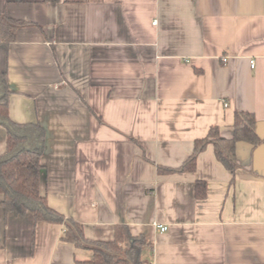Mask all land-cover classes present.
I'll return each instance as SVG.
<instances>
[{"label": "crops", "instance_id": "obj_1", "mask_svg": "<svg viewBox=\"0 0 264 264\" xmlns=\"http://www.w3.org/2000/svg\"><path fill=\"white\" fill-rule=\"evenodd\" d=\"M0 13L29 24L9 48L8 114L46 131L52 209L92 241L119 224L145 235L144 264H264V145L237 143L234 175L211 145L193 173L156 170L212 126L231 138L235 111L264 138V0H0ZM6 139L0 126V156ZM62 231L0 208V264H92Z\"/></svg>", "mask_w": 264, "mask_h": 264}, {"label": "trees", "instance_id": "obj_2", "mask_svg": "<svg viewBox=\"0 0 264 264\" xmlns=\"http://www.w3.org/2000/svg\"><path fill=\"white\" fill-rule=\"evenodd\" d=\"M27 25L0 13V126L7 135L5 153L0 156V208L5 216L22 217L30 214L35 223L63 226L60 240L77 249L92 252V264H144L143 254L152 251V243L145 235L133 236L128 226L119 224L114 227L111 241L89 240L85 238L80 223L52 209L40 192L43 170L41 158L46 150V131L39 124L15 123L8 114L11 94L7 78L9 48L16 41V31ZM232 131V137L225 139L220 136L218 127H210L204 138L194 142L191 154L178 169L157 165V173H193L197 157L211 145L217 162L234 175L239 168L236 144L242 142L256 148L264 145V138L257 134L255 116L246 111L234 112ZM230 183H233V178ZM194 196L199 201L206 198V184L203 181L195 182Z\"/></svg>", "mask_w": 264, "mask_h": 264}, {"label": "built area", "instance_id": "obj_3", "mask_svg": "<svg viewBox=\"0 0 264 264\" xmlns=\"http://www.w3.org/2000/svg\"><path fill=\"white\" fill-rule=\"evenodd\" d=\"M226 61H227L226 58H222V62H226ZM254 67H255V61H254V60H251V61H250V68H251V69H254ZM166 229H167V228L163 227V228H161V231H166Z\"/></svg>", "mask_w": 264, "mask_h": 264}]
</instances>
